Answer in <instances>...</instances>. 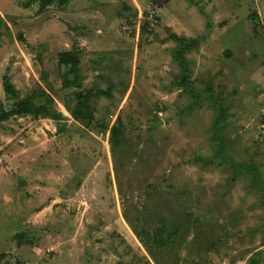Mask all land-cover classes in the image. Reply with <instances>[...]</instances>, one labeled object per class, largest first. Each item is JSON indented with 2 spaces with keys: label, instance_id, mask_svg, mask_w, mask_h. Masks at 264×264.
I'll return each instance as SVG.
<instances>
[{
  "label": "rangeland",
  "instance_id": "374dc122",
  "mask_svg": "<svg viewBox=\"0 0 264 264\" xmlns=\"http://www.w3.org/2000/svg\"><path fill=\"white\" fill-rule=\"evenodd\" d=\"M25 1L0 0V109L9 76L66 119L0 118V264H264V0ZM168 27L202 38L187 82ZM70 50L109 93L90 125L62 88ZM161 221L150 254L136 231Z\"/></svg>",
  "mask_w": 264,
  "mask_h": 264
},
{
  "label": "trees",
  "instance_id": "16d2710c",
  "mask_svg": "<svg viewBox=\"0 0 264 264\" xmlns=\"http://www.w3.org/2000/svg\"><path fill=\"white\" fill-rule=\"evenodd\" d=\"M72 0H26L23 5L24 7H30L34 4H39L41 9H46L47 7L57 4L60 7H65L70 4ZM169 2V0H164ZM255 19L258 18L254 17ZM169 38L178 42V48L175 52L176 59L180 63L184 71L185 77L182 79L184 82H187L188 79V59L187 54L192 50L198 49L202 43V38L199 37H189L186 35L178 34L173 31L170 27L167 28ZM257 32V29H254ZM231 55V53H228ZM59 64L64 66L62 72V88L64 90L74 89L73 99L77 101V105L74 111V118L80 120L86 125H90L94 120L93 115L86 113L85 107L89 106V103L94 98H100L104 95L109 94L105 90L97 89L93 90L91 88L84 87L85 76L81 72L80 67V57L78 51L70 50L64 51L59 54ZM5 92L8 97L15 100L13 106L10 110H6L4 106L1 105L0 109V118L3 121L9 120L13 117H24V116H33L34 118H48L56 121L58 124H61L65 121L66 117L62 111L56 108V99L54 96L49 94L47 90L41 88L39 90H34L29 93L26 97H20V91L15 86L14 82L9 76H5ZM189 87V85H188ZM43 100L41 103H38L37 100ZM62 129V128H60ZM126 129L127 125L125 122L118 117L116 123L112 126L110 130V144L113 150V154H116L121 150L127 142L126 138ZM163 228H157L154 230V234L151 236L147 231H136L139 239L142 243L148 247L150 254H154V242L157 243L156 249L163 247L164 242L167 240V227L168 224L165 221H161ZM145 236V239L143 237ZM153 239V245L148 244V240ZM21 243V241H18ZM6 253L0 255V261L6 257Z\"/></svg>",
  "mask_w": 264,
  "mask_h": 264
},
{
  "label": "crops",
  "instance_id": "0c3cea01",
  "mask_svg": "<svg viewBox=\"0 0 264 264\" xmlns=\"http://www.w3.org/2000/svg\"><path fill=\"white\" fill-rule=\"evenodd\" d=\"M174 31V30H173Z\"/></svg>",
  "mask_w": 264,
  "mask_h": 264
}]
</instances>
